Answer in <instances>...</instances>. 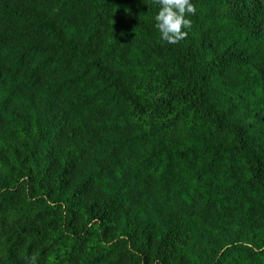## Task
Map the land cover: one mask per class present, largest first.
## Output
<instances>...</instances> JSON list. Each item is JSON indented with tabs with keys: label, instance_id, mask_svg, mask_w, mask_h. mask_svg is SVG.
<instances>
[{
	"label": "trees",
	"instance_id": "trees-1",
	"mask_svg": "<svg viewBox=\"0 0 264 264\" xmlns=\"http://www.w3.org/2000/svg\"><path fill=\"white\" fill-rule=\"evenodd\" d=\"M0 0V264H264V0Z\"/></svg>",
	"mask_w": 264,
	"mask_h": 264
},
{
	"label": "clouds",
	"instance_id": "clouds-1",
	"mask_svg": "<svg viewBox=\"0 0 264 264\" xmlns=\"http://www.w3.org/2000/svg\"><path fill=\"white\" fill-rule=\"evenodd\" d=\"M156 6L154 19L160 38L169 44L179 43L191 27L188 17L195 13L192 0H156Z\"/></svg>",
	"mask_w": 264,
	"mask_h": 264
}]
</instances>
